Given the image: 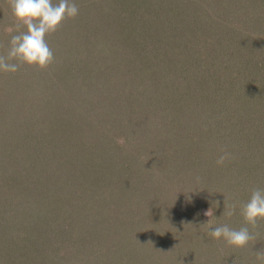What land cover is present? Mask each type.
<instances>
[{
  "label": "rangeland",
  "instance_id": "obj_1",
  "mask_svg": "<svg viewBox=\"0 0 264 264\" xmlns=\"http://www.w3.org/2000/svg\"><path fill=\"white\" fill-rule=\"evenodd\" d=\"M263 69L264 0H0V264H264Z\"/></svg>",
  "mask_w": 264,
  "mask_h": 264
},
{
  "label": "trees",
  "instance_id": "obj_2",
  "mask_svg": "<svg viewBox=\"0 0 264 264\" xmlns=\"http://www.w3.org/2000/svg\"><path fill=\"white\" fill-rule=\"evenodd\" d=\"M250 1V0H249ZM257 2V1H256ZM259 2V1H258ZM264 70V69H263ZM262 72V71H261ZM256 74H258V73H256ZM259 75V74H258ZM257 79H258V77H256ZM252 81H254L253 79H250V82L253 84V82ZM261 81V80H260ZM246 83H249V82H246ZM261 83H262V85H261V87H264V84H263V81H261Z\"/></svg>",
  "mask_w": 264,
  "mask_h": 264
}]
</instances>
